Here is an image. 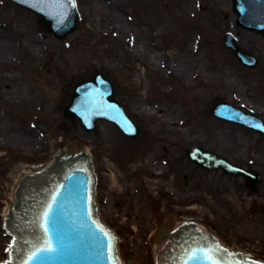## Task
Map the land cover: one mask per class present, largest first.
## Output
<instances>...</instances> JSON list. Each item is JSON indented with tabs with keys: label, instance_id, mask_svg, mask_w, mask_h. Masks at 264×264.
Returning a JSON list of instances; mask_svg holds the SVG:
<instances>
[{
	"label": "rangeland",
	"instance_id": "rangeland-1",
	"mask_svg": "<svg viewBox=\"0 0 264 264\" xmlns=\"http://www.w3.org/2000/svg\"><path fill=\"white\" fill-rule=\"evenodd\" d=\"M77 5L76 29L58 40L39 30L36 15L0 0V44L10 40L15 48L9 55L0 49V260L10 243L1 211L14 171L24 165L35 172L60 151H87L100 222L115 233L124 264H152L161 242L150 238L188 219L224 246L264 262V138L210 111L220 99L264 122V37L236 27L231 0ZM111 13L125 23L124 33ZM226 33L256 57V68L225 49ZM95 71L111 81L140 138H126L105 122H98L97 134L86 133L63 119L73 80ZM7 86L16 91L12 97ZM27 135L34 138L29 145ZM195 145L258 171L257 193L241 178L188 161L184 151Z\"/></svg>",
	"mask_w": 264,
	"mask_h": 264
},
{
	"label": "water",
	"instance_id": "water-1",
	"mask_svg": "<svg viewBox=\"0 0 264 264\" xmlns=\"http://www.w3.org/2000/svg\"><path fill=\"white\" fill-rule=\"evenodd\" d=\"M10 1L40 15V30L52 33L58 39H63L76 28L78 13L74 0ZM232 6L238 27L264 36V0H232ZM224 45L233 52L240 63L251 69L256 67V58L236 45L230 34L224 37ZM114 97L115 90L111 83L100 72H96L86 80L72 84L68 91V106L64 108L63 116L73 124L76 120L79 121L87 132L97 130V120H107L126 136L139 138L142 135L141 130L124 113ZM211 111L220 120L243 125L264 136L262 121L242 113L228 103L219 100L212 104ZM59 154L61 155L60 152ZM83 155H72L60 161L59 158L54 161L52 157V164L43 171L23 180L22 176H19L11 191L13 205L14 190L18 188L15 194L16 210L9 214L8 210L10 212L12 205H7L3 214L11 218L6 227L14 238L9 260L12 264H24L38 247L46 246L44 242L49 239V234H46L40 225L44 223L43 213L48 205L53 203L52 198L57 196L58 192L60 196L57 200L62 202L58 216V234L63 249L56 259L47 264H112L114 257L117 260L114 238L98 223L94 214L91 202L94 179L91 164ZM185 156L202 169L221 170L227 175L242 177L248 190L257 192V186L261 182L257 171L235 166L200 146L185 150ZM101 229L103 231H100ZM105 233L108 235L105 236ZM162 234V231H157V237H151L150 240L157 244ZM101 241L105 245L103 256L100 254ZM161 241V248L154 252L157 264H183L187 259L184 255L186 251L200 255L199 250L202 248H218L220 251L217 258L221 264L229 258L226 251L219 248L212 238L201 232L193 223L184 224L169 235L165 234ZM53 246L55 247V244ZM230 258L232 264H258L246 261L239 254ZM188 264L199 262L189 261Z\"/></svg>",
	"mask_w": 264,
	"mask_h": 264
},
{
	"label": "snow or ice",
	"instance_id": "snow-or-ice-1",
	"mask_svg": "<svg viewBox=\"0 0 264 264\" xmlns=\"http://www.w3.org/2000/svg\"><path fill=\"white\" fill-rule=\"evenodd\" d=\"M71 179V178H69ZM60 196V193H57V196H53V203L49 204L47 210L43 213L44 223L40 225L44 229L46 234H49V239L44 243L46 246L38 247L36 251L32 252L28 256V260L24 261V264H47V262L52 261L57 258L59 253L63 249L62 240L58 234V216L59 209L62 207V202L57 200V197ZM100 231H103L101 229ZM105 236L108 234L105 233ZM55 244V247L53 246ZM104 242L100 243V254L103 256ZM220 250L208 248V249H200V255H197L195 252L186 251L184 255L187 257L186 260L183 261V264H188L189 261H197L199 264H221L220 260L217 258V253ZM238 254H228L229 258L224 261V264H232V260L230 257ZM8 264H12V261H8ZM112 264H118L115 257L113 258Z\"/></svg>",
	"mask_w": 264,
	"mask_h": 264
},
{
	"label": "bare ground",
	"instance_id": "bare-ground-1",
	"mask_svg": "<svg viewBox=\"0 0 264 264\" xmlns=\"http://www.w3.org/2000/svg\"><path fill=\"white\" fill-rule=\"evenodd\" d=\"M99 12H100V10H102L101 8H98L97 9ZM97 10H93V12H98ZM39 19H40V15H38V14H35ZM111 22H112V25H114L115 27H116V29H117V31L118 32H120V33H124V30H126V25H125V23H123L122 21H121V19H120V17L117 15V14H112L111 13ZM72 32H70V33H68V34H71ZM127 36V35H126ZM142 47V49H144L145 47H144V45H142L141 46ZM136 48V51H138V46L137 47H135ZM0 49L2 50V51H4V53H6L7 55H9V54H12L13 53V51H14V44H12V42L9 40H7V42H2V44H0ZM146 51L144 50V52L142 53V52H140V55L142 56V55H144V53H145ZM181 62V64L180 63H177L176 64V66H174V68H178L179 66H182V61H180ZM180 64V65H179ZM183 65H184V63H183ZM6 76H8V77H10V78H12L13 77V75L12 74H10V75H7L6 74ZM7 90H6V94H8V96L10 97H12V95L16 92L14 89H12V90H10L9 89V87L7 86V88H6ZM21 93L23 94L24 93V91L22 90L21 91ZM138 108H140V110L141 111H146V109H143V107L142 106H140V107H138ZM147 112V111H146ZM14 139H17L16 137H13ZM24 138V137H23ZM3 139H4V137H3ZM26 139H27V141H25V143H27L28 145L29 144H31L33 141H34V138L31 136V135H27V137H26ZM5 140V139H4ZM60 153H61V155H68V153H65V151H60ZM52 161L53 160H51V161H49L48 163L49 164H52ZM43 168V167H42ZM158 168V167H157ZM156 169V168H155ZM39 170V169H38ZM15 173L13 174V176H12V178H13V185H12V187L17 183V181H18V178H19V176H23V175H25V174H27V175H31V174H33V172H31L30 170L28 171V170H26V168L24 167V165H19L18 166V168H17V170H15L14 171ZM113 177V176H112ZM112 179V178H111ZM112 181H113V179H112ZM2 204H4V208H3V210L1 211V217H3V214H4V211H5V209H6V207H7V205H12V199H11V193L10 194H8L7 195V197H6V200H5V202L3 203L2 202ZM1 205V204H0ZM203 230H204V228H202ZM165 234H167V233H165ZM161 245H162V242L159 244V246H157L156 248H155V250H154V252L155 251H157L158 250V248H161ZM247 260H248V258H246Z\"/></svg>",
	"mask_w": 264,
	"mask_h": 264
}]
</instances>
